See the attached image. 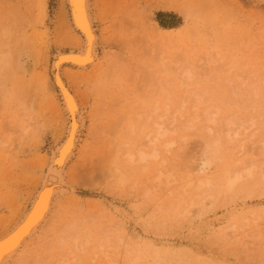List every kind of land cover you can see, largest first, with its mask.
<instances>
[{
    "label": "rangeland",
    "instance_id": "obj_1",
    "mask_svg": "<svg viewBox=\"0 0 264 264\" xmlns=\"http://www.w3.org/2000/svg\"><path fill=\"white\" fill-rule=\"evenodd\" d=\"M91 2L93 14L94 16L96 15L95 25L98 33L100 32L98 63L85 70H77L76 75L73 76L75 81L71 76L69 78L66 75V78H69H67L69 84L77 93L79 101L84 107L86 120V126L83 128L84 131H82L78 144L79 147H77L76 154L67 169V180L71 181L70 183L75 187V192L61 195L56 199L55 209L49 219L51 223L48 222V226H45L44 229L46 231L41 233L43 237L38 235L39 238H37L38 236L35 235V240L33 241H29L33 237L30 238L28 240L29 243H25L28 246L26 250H29L24 252L26 256L23 254L21 259L23 261L18 263L17 259L14 258V262L11 261V264H23V262L25 264H34V262L42 264L43 261H47L43 264H49L51 263L49 258L53 257L52 254L55 251L68 253V246L73 244V240L70 241V239L74 237L73 239L75 240V237L78 234L80 235V233L82 234V232L83 236L80 235L81 238L90 233V242L87 245V250L82 252V257L84 258V263L82 264H264V232L262 233L263 235L260 234L258 237H251L248 243L250 246L246 243L248 240L247 236L245 237L246 240L243 241L245 233L249 235V232H252L254 219H256L258 214H264V185L260 184L261 186H256L253 189L251 186L252 182H250L252 179H246V183L248 182L249 185L244 183V180L242 181V188L238 187L240 191L237 189L235 194L229 195L228 191L226 192L225 190L224 192L225 188H223L226 187L224 186L226 179L225 181L222 180L225 177V169L232 162V153L236 151L239 140L247 138L248 141L250 140V148H253L257 145L252 146V141L264 133L261 129H258L259 127L264 129V115L261 116L264 110V78L261 81L260 77L263 76H260V81L255 82L254 86L257 84L262 89L258 90V94L254 98L251 95L252 98H250L252 100L249 98L250 94L249 96L247 94L249 88L254 86L248 88V83L244 84V81L246 83L248 82L247 80H251L254 76L252 72L255 69L261 72V67L264 66L262 64L264 60V50L262 49L264 45V0H91ZM73 34L66 0H0V235L16 223L17 219L21 217V214L32 202L39 188H41V183H43L42 178L48 166L49 156L65 135L66 114L63 111L61 98L57 91L51 88L50 82L56 52L77 49L78 45H81L74 46L71 43ZM68 37L69 42H67ZM169 54L171 55L170 57ZM164 56L166 59H163ZM166 56L170 59H167ZM186 56L190 57L186 58ZM207 56L208 58H206ZM159 57L162 59L160 60ZM184 59H188L192 66L199 69L195 68V70ZM178 60H180V64L177 63ZM206 60H208V63ZM100 61L104 67H100ZM217 61L219 62L217 63ZM161 62L165 64L163 65ZM182 62L183 64H181ZM201 62L203 65L200 64ZM147 63L148 65H145ZM160 63L163 69L166 63L167 65L172 64L171 68L173 69L171 70L166 65V69L171 71V75L168 74L167 76L171 78L173 76L175 79H173L171 99L167 101L173 104L174 109L179 104V101L182 104L181 96L188 99L191 96L194 97V94H201L202 96L198 97L204 101L200 100L201 105L199 107L204 106L203 108H205L208 107L207 104L211 103L209 107L210 105L214 106L211 110H216V107L221 108L222 112L220 114H226V116L232 115L230 114L232 112L236 116L239 115L237 117H241L240 119L244 124L247 122L244 128L252 126L233 145L230 143L229 145L224 144L219 153L222 156L218 154L212 161V165L209 166L207 176L215 180L213 181L214 184L219 185V187H217L218 185L213 187L219 188L214 189L219 190L220 193L219 191L218 193L215 192V195L212 196L214 200L211 198L213 202L211 199L206 202H210V206L206 203H203L204 205L199 204L205 206L203 209L197 203H199L201 198H205L204 195L211 192L214 194V191L217 190H214L213 187L214 191L205 190L202 192L203 194H200L201 196L197 195L195 190H192L191 194L188 193L186 201L183 200V203H187L183 204L180 201L183 205V210L180 207L182 206L181 203L176 201L181 195L180 188H178L180 193L175 191L178 181H173L172 184L175 187L171 193L165 192V186L162 185L163 188L158 187L160 188L159 190L157 188L154 191V188L151 196L143 194V186L146 188L144 184L150 179L148 177L152 175L151 177L154 178L153 174L156 172V168L161 166L159 161L153 163L145 171L140 169L132 170L134 172L131 171L130 178L125 185H118L115 190L114 187L116 186L112 185L111 187V184H109L111 181L103 180V176L100 174L102 173L100 170L102 165L98 164V162L100 157L106 152L105 142L107 140H105V133L107 131V133H110L111 128L123 117L121 115L126 111L125 107L132 103L134 99L141 97L144 91L143 88L147 85L146 81H148L149 72L157 67L160 68ZM185 63L189 66H185ZM251 63L252 65H250ZM222 64L223 67L221 69H223H220V71L223 73L218 70ZM179 65H181L182 69L185 66L188 70L193 71L192 73L198 75V78L193 75L195 79L185 80L186 82L184 81L183 87H181L179 79L182 74H179L182 69L179 68ZM197 65L199 66L197 67ZM201 65L206 69H201ZM212 65L218 66L215 68V72H212L214 69L211 70L212 68L210 69L209 67ZM66 66L63 72H69L70 75L72 69L69 65ZM207 67L209 68L207 69ZM249 68L253 70L248 71L252 73L250 74L251 78H248V72L246 73ZM209 69L210 71L208 72L211 75L206 71ZM227 69L231 70L228 72ZM168 70L167 72H169ZM196 71L197 73H195ZM199 71L202 73L206 71L205 73H208L206 78L210 79L206 80L205 77L199 76L201 75L198 74L201 73ZM232 71L236 73L233 75ZM216 72L223 75V77L220 75L223 80L220 77L222 81H219V84L217 76L215 77ZM224 72L226 75L228 73L226 80L224 79ZM144 74L145 76H143ZM258 74H263V71ZM239 75L245 76L241 77ZM210 76L214 80L216 79L217 84L211 80L212 77ZM235 76L238 77V79L236 78L237 81H234ZM228 77H230V80L233 79L234 83H230L227 80ZM256 77L258 78V76ZM193 81L194 83L191 84L190 82ZM237 82L238 85L236 84ZM185 86L187 91H185ZM197 86L199 89L195 88ZM192 87L193 94L189 97L191 91L188 89ZM196 89L198 92H194ZM196 98L197 96L188 100L189 102L185 106L191 103V105L189 104L191 107H188L191 109L193 104L196 101L198 102ZM132 105H129V109H131ZM185 109L187 110V107ZM259 110L262 111L258 112ZM187 111L189 113H185L184 116L188 118L189 116L187 115L190 114V111ZM248 112L251 115L249 114L248 116ZM258 116H260L261 120H258ZM245 117L249 120L251 119L252 124ZM178 119L179 122H182L185 117L181 118V120L180 118ZM182 124L183 122L178 127L177 122V128H181ZM259 124L262 126H259ZM200 125L198 124L197 126L199 130L198 128H193V130L182 127V129L171 133L169 137H175L178 140L179 136L182 137L181 135L185 133L200 134L203 130ZM251 132L256 134L251 135ZM113 136V133L108 135L109 138ZM196 138L193 137L192 139H196V141L192 140L193 142L191 141L187 147L180 143L182 141L178 140L177 142H180L177 145L181 148L178 150H181L182 153H178V150L176 153H181L182 156L179 157L181 154L178 155L179 159L177 158V161L175 158L176 162L172 158L169 160V162L173 161L172 164H179V171H184H181L182 176L185 171L192 169V166L196 168L198 165L196 160H200V152H203V150L200 151L203 148L202 139L201 137ZM126 140L133 143L131 137L126 136ZM89 142L90 145H88ZM136 145H139V141ZM258 151L256 149L255 153ZM83 154L85 155L84 157ZM87 165H89L88 169L86 168ZM91 167L92 169H90ZM152 172L153 174H151ZM178 176L180 180V175ZM178 176L176 177L177 179ZM146 177L147 179H145ZM107 181L108 185L106 184ZM150 183L154 185L149 180V185L147 186L151 187ZM108 186L110 187L108 188ZM220 187H222L223 191H221ZM250 187H252V190H250ZM258 187H262L261 190ZM223 192L226 193L225 196H223ZM193 193L196 194L193 196ZM66 195L69 198L68 200ZM176 195L179 196L176 197ZM197 196H200L198 197L199 199L195 200H198V202L191 203L190 199ZM174 198L176 199L174 201L178 202L177 205L172 201ZM166 199L173 203L167 204ZM65 201L68 203H65ZM161 203L166 205V207ZM187 205L189 206L187 207ZM163 206L165 207L164 209H162ZM167 207L169 211H165ZM263 220L264 215L259 220V223H263L261 222ZM71 221L75 222L74 229L68 224ZM245 222L247 226H245ZM232 223L235 224L236 228L233 229V233L230 232V235L237 238L234 239L229 236V238L231 237L230 240L229 238H224L223 229ZM49 225L52 226L50 227ZM239 225L244 227V230L239 229ZM64 228L68 230L65 231ZM69 228H72L74 232L75 228L76 231L83 229L76 236L68 237V235L73 233L72 230V232L68 233ZM237 229L239 230L237 231ZM245 230L246 232H244ZM239 231L241 232L240 234ZM132 232L136 234H131ZM129 233L131 236L134 235L132 239ZM234 233L237 234L233 235ZM51 234L53 238L56 237L58 239L54 238L55 240L53 241ZM107 235L113 239L111 241L112 246H104L103 250L100 247L97 250L95 248L94 251L96 252L100 250L97 256L95 255L96 252L93 255V247L99 244L101 237ZM117 236L125 237V244L120 248H117L116 245L115 239ZM59 237L63 240L66 237L67 240L60 241ZM240 237L243 240H239L238 238ZM103 238L101 242L106 244L107 239ZM128 239H130L129 242ZM250 242L258 243V245L254 246ZM245 244L246 247L244 246ZM56 245L59 247H55ZM33 246L39 249L37 250ZM59 248L63 250H59ZM29 252L32 253L30 254ZM37 253H40V256ZM79 253L81 254L80 251ZM34 254L37 255L34 256ZM139 255L141 256L139 257ZM41 258H48V260H42ZM108 258H115V263ZM29 259L31 260L29 261ZM28 261L29 263H27Z\"/></svg>",
    "mask_w": 264,
    "mask_h": 264
},
{
    "label": "bare ground",
    "instance_id": "obj_2",
    "mask_svg": "<svg viewBox=\"0 0 264 264\" xmlns=\"http://www.w3.org/2000/svg\"><path fill=\"white\" fill-rule=\"evenodd\" d=\"M66 2H67L69 17H70L71 27H72V30L74 32L73 38L71 39V43L74 46H76L78 44H81V45L80 46L78 45L77 49L60 50V51L56 52L55 59L53 60L54 62H53V71H52L51 82L49 81L51 88L54 91H57V93L59 94V96L61 98V103L63 105V111H65V114H66V116H65L66 117V130H65V135H64L63 139L61 140V142L57 146H55V148L52 150V152H51V154L49 156L48 166H47V169L45 170V175L42 178L43 179V183H41L42 184L41 185V188H39L37 194L32 199V202L24 210V212L21 214V217H19V219H17L16 223L14 225H11L12 227L10 229L8 228V230L6 232H4L2 235H0V264H11V261L14 262L13 261L14 258L17 259V262L18 263H19V261H23L21 259L23 257L24 252H26V251L29 250V249L26 250V247H28V246H26V244L29 243L28 240L33 237L32 240L31 239L29 240V241H33V240H35V238H34L35 235L36 236H38V235L40 236L41 233H43L44 231H46L44 229H45V226H48V224H49L48 222H50L49 221L50 215H51L52 211H54V209H55L54 207H55V204H56V199L58 197H60L61 195H65V194L68 195L69 193L70 194H73L75 192L74 191L75 190V187L73 186L72 183H70L71 181L69 182V180H67V175H68V170L67 169H68L69 164L71 163V161L73 160V158H74V156L76 154L77 147H79L78 144H79V141H80V137L82 135V131H84L83 128L86 126V120H85V116H84V107L80 103V101H79L80 99L78 98L77 93L73 90V88L69 84V82L67 80L68 77L66 78V75H68L69 78L71 76L72 79L74 80L75 77L73 78V76L76 75L75 73H76L77 70L78 71L85 70V69H87V68H89V67H91L93 65H96L98 63L97 62L98 61V58H99V53H98V45L99 44L98 43H99V40H100V36H99V33L100 32L98 33L97 26L95 25V20H96L95 16L96 15L94 16V14H93V7H92L91 0H66ZM263 39H264V37H263ZM68 40H69V37L67 39V42L70 41V40L69 41ZM165 40H166V38H165ZM67 42H65V43H67ZM262 49L264 50V45H263ZM259 52H262V51H259ZM170 56L171 55L169 54V57ZM166 57H167V59H170L168 56H166ZM188 57H190V56H186V58H188ZM261 57H262V55H261ZM134 58H136V57H134ZM134 58H133V60H134ZM164 58H165V56L163 57V59ZM200 58H201V56H200ZM200 58H198V59H200ZM206 58H208V56ZM161 59L162 58H160V60ZM203 59H205V58H203ZM210 59H211V57H210ZM214 59H215V57H214ZM214 59H212V60H214ZM263 59H264V57H263ZM146 60H147V58H146ZM189 60H191V59L189 58ZM208 60H206L207 63H208ZM179 61L180 60L177 61L178 64H180ZM184 61L185 62L187 61L188 64H190L192 66V63H189L188 59H184ZM222 61H223V59H222ZM222 61H221V63H222ZM144 62H146V61H144ZM202 62L200 64H202ZM218 62L219 61H217V63ZM161 63H160V66L162 68L159 66L160 68L157 67L156 69H154L155 71L152 70V71L149 72V70H148L149 77L147 75L148 81H146L147 82V85L143 88V90H144L142 92L143 94L141 95L140 98H138L136 100L133 98L134 101H132V103L128 104L125 107L126 108V111L121 115L123 117L119 120V122H117L114 125V127L111 128L112 130L109 131L111 134L113 133L114 136L112 138H109L108 135L110 133H107L108 131L106 132V130H105V132H106L105 133V138H106L105 140H107V142H105V144H106V146H105L106 147V150L105 151L106 152H105V154L103 156L100 157V159H99V162L100 163L98 161L97 162H98V164H101L102 165V167L100 168V170L102 171V173H100V174L103 176V177L101 176L102 179L103 180L105 179V180L111 181V182H109V184H111V187H112V185L116 186V187H114V190H115V188L116 189L118 188L117 187L118 185L119 186L120 185H123V184L125 185L126 181L130 178L129 175L131 174V171L132 170L135 171L136 169H140L142 171H145V170L149 169L153 163L159 161V163L161 164V166L158 167V168H156V170H155L156 172L154 174H153L154 171L151 173V174H153V177L154 178L151 177L152 175L150 177H148L149 176L148 175L147 177L150 178V179H148V181L145 180V179H147V177L144 179V181H146L148 184L143 181L145 183L144 185H146V188H145V186H143L145 188V189L143 188V194L145 196H151V195H153V192H152L153 189L155 188L154 189V191H155L158 187H162V185L165 186L164 188L166 189V191H165V189H163L165 192L171 193L174 190L173 188L175 187V186H173L174 184H172L173 181H178L177 186H176L177 187V190H176V187H175V191H178V188H180L179 191H181V193L179 191L178 192L181 195L178 193L180 196L178 195L179 196L178 197L176 195V197H178L177 200L175 199L176 198L175 197L174 199H172V201L176 200V201H179V203H181L180 201H182V203H183V200L186 201V197H187L186 195L188 193L191 194L192 193L191 192L192 190H195V192L197 191V195H200L205 190H208V189L213 190L214 188L219 187L218 184H217L218 186L216 184H214L213 181H215V180L210 179L207 176V170H208L209 166L212 165V161L218 156V154L222 150L224 144H226V145L228 144L229 145V143H230V144L233 145V143L238 138H240V136L244 135L246 133V131L249 130V127H252V126H249V127L246 126L247 128L246 127L244 128V125L247 122H245V124H244V122L241 121V119H240L241 117H237L239 115L236 116V114H233L232 112L230 113L232 115L226 116V114H224L225 115L224 116V115L220 114L222 112L221 108L216 107V110H211L212 107H214V106H211V105L209 107V104H211V103L207 104L208 107L203 108L204 106L203 107L200 106L201 107L200 108L199 107V105H201L200 104V102H201L200 100H203V99H200L198 96H200L201 94L200 95H195L194 94V97L197 96L196 99L198 100L199 103L196 101L197 104H195L196 103L195 102L193 104V106H192L191 109H189L191 107V106H189V104L191 105V103H188V106H185V104L187 102H189L188 100H191V98H194V97L191 96V98H188L187 99L186 97H184V96L182 97L180 95L182 100L180 98L179 99L181 100L182 104H180V101L178 100L179 101V104H177V105L179 107L176 105L175 106V109H174V107L172 106L173 104H171L169 101H167V100H170L171 99V93H172L171 91H172V87H173V79L174 78H173V76H172V78L170 76L169 77L167 76L168 74H170L171 71H169L166 68L168 66V67H170V70L173 69V68H171V65L172 64L171 65H167V63H166L167 66L165 65L166 67L164 66V69H163V66H162L163 63L162 64ZM215 63H216V60H215ZM181 64H183V62ZM185 64H186L185 66H189V65H187V63H185ZM262 64H264V60H263ZM66 65H69L71 67L72 71H73V72L72 71L70 72V75H69V72H68L69 70L68 69H66V70H68L67 71L68 73L63 72V69H64V67ZM100 65H101L100 67H104V66H102V62H101ZM145 65H148V63L145 64ZM194 65L196 66L195 63H194ZM202 65H201V67H202ZM207 65H209V64H207ZM250 65H252V63ZM185 66L182 69L181 68V65H179V68L182 69L181 72H180V74H179V75L182 74L181 78L179 79V82L181 81V84H182V85L180 84L181 87H183V82L185 80H187V79H189V80L191 79L192 80L194 78V76L196 75V74L194 75V73H192L193 71H191L190 69L188 70L187 67L185 68ZM198 66L199 65H197V67ZM135 67H137V66H135ZM142 67H141V70H142ZM146 67H148V66H146ZM176 67L178 68V66H176ZM192 67H194V66H192ZM203 67L201 69H206V68H203ZM205 67H206V65H205ZM209 67H210V69L212 68L211 70L214 69L212 72H215V68L218 67V66H215V65L213 66L212 65V66H209ZM209 67H207V69ZM221 67H223V64H222V66H220L219 69L218 68L217 69L220 71ZM195 68L196 67H194V69ZM252 68H253V66H252ZM261 68H262L261 70L263 71V74H261V75L258 74V73H261L262 72V71L260 72V70L258 72L255 68H254L255 69L254 71L251 70V68L247 69L246 73L249 70H251V71H253L252 73L254 75L252 77L250 75V74H252L251 71L248 72V76L247 77L248 78L249 77L250 78L252 77L251 80H247L248 82L245 83V81H244V84H247L248 83L247 84L248 85L247 86L248 88L250 86L253 87L256 81L258 82V81H260V79L262 81V79L264 78V69H263L264 66L261 67ZM196 69H199V68H196ZM210 69L209 70H206V71L208 72V71H210ZM258 69H259V67H258ZM167 70L169 72H167ZM227 70L229 72L231 69L230 70L227 69ZM137 71H139V70H137ZM197 71L195 73H197ZM202 71H204V70H202ZM199 72H201V71H199ZM205 72H203V73H205ZM220 72H222V71H220ZM203 73L201 72V73H198V74H201L199 76H202V77H205V78L208 76V73L210 74V72L205 73V74H203ZM231 73L234 75V73H236V72L232 71ZM139 74H140V72H139ZM220 75H222V74L216 72L215 77L217 76L218 84H219V81H222L223 80V78H222L223 75H222V77ZM227 75H228V73H227ZM227 75L225 73L224 79L226 78ZM143 76H145V74ZM196 76H197L196 78H198V75H196ZM239 76H241V75H239ZM242 76H245V75H242ZM256 76H258V78ZM260 76H263V77H260ZM210 77H212V76H210ZM220 77L222 78V80H221ZM259 77H260V79H259ZM229 78L230 77H228L227 80L230 83H234V81L236 80V78L238 79V77H236V76L234 78V81H232L233 79L230 80ZM231 78H232V75H231ZM243 78H245V77H243ZM208 79H210V78H206V80H208ZM199 80H200V77H199ZM201 80H202V78H201ZM211 80L215 81L216 79L214 80V78L212 77ZM238 82L236 83L237 85H238ZM190 83L193 84L194 81L193 82H190ZM190 83H189V85H190ZM198 83H200V82H198ZM215 83H216V81H215ZM242 83H243V81H242ZM216 84H215V86H216ZM239 84L241 85V83H239ZM184 85H186V84H184ZM201 85H203V84H201ZM213 85H214V83H213ZM198 86L195 87V88H198V89H199V87L201 88V86H199V87ZM207 87H208V85H207ZM185 88H186V86H185ZM211 88H212V86H211ZM213 88H214V86H213ZM191 89H193V87L190 88V89H188L189 91H191L189 93V97H190V95L193 94L192 93L193 91ZM261 89H262V87H260V86H258L256 84L253 88H249L247 95L249 96V94H250L249 98L251 97V95L254 98L258 94V90H261ZM185 91H187V88H186ZM196 91L198 92L197 89L194 90V92H196ZM207 93H208V91H207ZM184 98H186V99H184ZM147 102H149V104H147ZM191 102L193 103V101H191ZM207 103H208V101H207ZM218 103H219V101H218ZM249 103H247V104H249ZM129 105H132L131 109H129L130 108ZM249 105H251V104H249ZM252 105H254V104H252ZM185 107H187V110L190 111V114L187 115V116H189L188 118L186 116H184L185 113L186 114L189 113L185 109ZM252 108H253V106H252ZM192 109H193V111H191ZM201 109H203V110L201 111ZM260 111H262V110H259L258 112H260ZM256 113H257V111H256ZM249 114H250V112H248V116H249ZM259 114H261V113H259ZM259 114H257V115H259ZM218 115H219V120H218ZM243 115H242V117H244ZM263 115H264V110H263V113H262L261 116H263ZM201 116H203L204 118L202 117L203 118L202 119ZM220 116L221 117L223 116V117L221 118ZM252 116H255V115H252ZM183 117H185V119H184V121L182 120V122H183V124H182L183 126L182 127H186V128H190V129H193V128L196 129V128H198L197 127L198 124L199 125L200 124H204V125H200L201 128L203 127L202 128L203 130H202V133L197 134L198 136L195 133L192 134L193 132L192 133L189 132L191 135L185 133V134L181 135L182 137L179 136V138H181V139L178 138V140L182 141V142H180V141L179 142L180 143H183V145L185 147H187L188 145H190L189 143L193 140L192 139L193 137L194 138L201 137V139H202V142L201 143H203L202 144L203 145L202 146L203 148L200 149V151L203 150V152L201 151L202 154L200 152V155H201L200 158H199L200 160H196V161H198V165L197 166L194 165V166H196V168L192 166V169H190L191 168L190 167L189 168L190 170L185 171V173L183 175L184 177L181 174L184 171H182V170H181L182 172L179 171V167H178L179 164L178 165L175 164V163L172 164V162H173L172 160L175 161V158L177 159L178 158V155H180L182 153L181 150L180 151L178 150V149H181L180 146L177 145L179 142H177L178 140L175 139V137L174 138L173 137H169V135L171 133L175 132L178 129H182L181 125H180L181 128H177V122H178V127H179V124H181L182 122L181 121L179 122V119L178 118H180V120H181V118L183 119ZM252 118H254V117H252ZM257 118H259L258 120H261L260 119V116H258ZM257 118L255 117L256 120H257ZM203 120H204L205 123L203 122ZM247 120L248 121H251V124H252V120L251 119L250 120L247 119ZM200 121H202V122H200ZM253 122H254V119H253ZM255 123H254V125H256ZM247 125H249V124H247ZM259 126H262V125L259 124ZM262 128L259 127L258 129H261L264 132V129H262ZM198 130H199V128H198ZM200 132H201V129H200ZM255 134H256L255 132H251V135H255ZM125 135L127 137H131V140H132L133 143H131L130 141L126 140V136ZM196 139L193 140V141H196ZM199 139H198V141H200ZM245 139H247V138H243V139L239 140V142L241 141V143L239 144V142H238V145L239 146L237 145L236 151H234L233 153L230 151L232 153V155H233L232 156V162L231 161H230L231 163L228 162L230 164H228L227 169H225L226 172H224V170H222L225 173V177L223 176L224 173L222 175L224 177V179H222V180L225 181V179H226V181L224 182V186L227 187V189H226V187H223V188H225L224 189V192H225V190H226V192L228 191L227 193H229V195L235 194L237 192L238 187H241L242 186V184H243L242 181L245 180L244 183H246V181H247L246 179H249V180H250V178L252 179V180H250V182H252L251 183L252 184L251 186L253 187V189L256 186H259L260 184L262 186L264 185V133H262L261 135H259V137H257V139H254L252 141V144H251L252 146L253 145H257V146H255L253 148H250V146H249L250 145V143H249L250 140L248 141V139L247 140H245ZM138 141H139V145H136ZM88 145H90V142L88 143ZM183 145L181 144L182 147H183ZM85 147H87V146H85ZM231 149H232V146H231ZM256 149L259 150L257 153H255ZM177 150H178V153L179 152H181V153L180 154L176 153ZM182 150H183V148H182ZM83 151H84V149L82 150V153H83ZM226 151H228V150H226ZM219 155H221V154H219ZM84 156L85 155L83 154V157ZM181 156H182V154L179 157H181ZM221 156H220V158L222 159ZM171 158H172V160H171V162H169V160ZM178 159H177V161H178ZM183 161H184V159H183ZM45 162H46V160H45ZM92 162H94V161H92ZM194 163H195V161H194ZM92 164H94V163H92ZM224 164H227V163H224ZM36 165H38V164H36ZM89 165H87L86 168ZM180 165H183V164H180ZM99 167H100V165H99ZM177 167H178V169H177ZM224 167L226 168V166H224ZM95 168H97V167H95ZM90 169H92V167ZM134 171H132V172H134ZM98 172H99V170H98ZM177 173H178V175H180V180H179V176L177 175ZM98 175H99V173H98ZM70 176H71V174H70ZM177 176H178V179L176 178ZM93 180H95V179H93ZM149 180H150V182H153L154 185L155 184L156 185L154 186V185H152L150 183V186L151 187L147 186V185H149ZM108 181L106 183L107 185H108ZM97 183H98V181H97ZM239 184H240V186H239ZM246 184H248V182ZM214 185H216L217 187H213ZM101 186H102V184H101ZM109 187L110 186H108V188ZM212 187H213V189H212ZM252 187H250V190H252L251 189ZM220 188L222 189V187H220ZM258 188L261 190L262 187H258ZM159 189L160 188H158V190ZM217 189H219V188H217ZM217 189H214V190H217ZM210 190H208V191H210ZM238 190L240 191V189H238ZM218 191L219 190L214 191V194H212V192H211L210 194L208 193L209 195L206 194L207 196L204 195L205 198L204 199L201 198L199 200V203H197L198 200L197 201H195V200L198 197H200L201 195L200 196H197L196 198L193 197L194 199L191 198L190 199L191 200L190 202L191 203H195L196 202L198 205L199 204L202 205L203 203H206L207 201H209L212 198V196L215 195V192L218 193ZM221 191H223V189ZM224 192H223V194H224L223 196H225V194H226ZM219 193H220V191H219ZM195 194L193 193V196ZM67 195H66V198L68 200L69 198H68ZM168 195H170V194H168ZM71 197H73V196H71ZM233 197H234V195H233ZM64 198H65V196H64ZM169 198H172V197H169ZM74 199H76V198H74ZM78 199H80V198H78ZM212 199L214 200V197ZM212 199H211V201H212ZM61 200H62V198H61ZM165 201H166L167 204L168 203L170 204V202H172V201L167 200V199ZM165 201H163V202L165 203ZM73 202H76V201H73ZM188 202H189V200H188ZM212 202H211V204H212ZM65 203H68V202L65 201ZM172 203H171V205H172ZM177 203L178 202H175L176 205H177ZM182 203H181V205H182ZM184 203H187V202H184ZM191 203H189V204H191ZM209 203L210 202H208L206 204H208V206H210ZM161 204L164 205L163 203H161ZM201 205H199V206L202 207V209H203V207H205V206H201ZM80 206H82V205H80ZM164 206L166 207V205H164ZM164 206H163L162 209L165 208ZM167 206H169V205H167ZM188 206L189 205H187V207ZM180 207L182 209L183 208V205L180 206ZM187 207H186V209H187ZM200 207H199V209H200ZM197 208H195V210H197ZM166 209L167 210H165V211H169L168 207ZM159 210H161V208H159ZM180 210H179V212H181ZM189 211H188V213H189ZM193 212H191V213H193ZM195 213H196V211H195ZM58 215H60V214H58ZM263 215H264L263 213L262 214H258V216L256 217V219H254L255 222H253L254 225L252 226V228H253L252 229V232H249V235H246V233H245L244 240L241 237L238 238V239L239 240L241 239V240L245 241L246 240L245 237L247 236V238H248L247 241L248 242L246 241V243L248 244L249 243V239H251V237H253V238L254 237H258L260 234H262L264 232V220L261 221L263 223H259V220H261L263 218ZM180 216H181V213H180ZM60 218H61V216H60ZM73 218H74V216H73ZM245 219H248V218H245ZM53 220H55V219H53ZM52 224H53V222H52ZM60 224H62V223H60ZM68 224H69L70 227H73V229H74V226H75V222L74 221H71ZM242 225H243V223H242ZM57 226H59V225H57ZM240 226L241 225H239V229L241 228V230H242L244 227H240ZM245 226H247V223H246ZM250 226H251V224H250ZM55 228H56V225H55ZM76 228H75V232H74V230H72V228H69V232L68 233H70L71 230L73 231V233L71 235H68V237L69 236H72V235L76 236L83 229V228H81L80 231H76ZM234 228H236V226L233 223L230 226L224 228L223 229L224 230L223 231L224 232L223 233L224 234L223 235L224 238L226 237L228 239L229 236H231L234 239L237 238L236 236L233 237L232 235H230V232L233 233V229ZM239 229H237V231ZM247 229H249V228H247ZM60 230H61V227H60ZM67 230L65 229V231H67ZM246 230L244 232H246ZM240 233L241 232L239 231V234ZM60 234H61V232H60ZM131 234H136V233H133L132 232ZM236 234L234 233L233 235H236ZM80 235L83 236V232H82V234L80 233ZM80 235L78 234V236L75 237V240L73 239L74 237L70 239V241L73 240L74 242L72 241L73 244L68 246V248H67V252L68 253H65V252L63 253V251H58V252L55 251V253L52 254L53 257H51L52 256L51 255L50 256L51 258H49L51 260L50 262L52 264H73V263H75V264H82V263H84V258L82 257L83 256L82 255V252L85 251V250H87V245L90 242V240H89L90 239V233H87L86 236L85 237H82V238L80 237ZM129 235H130V233H129ZM129 235H127V236H129ZM39 236L37 238H39ZM51 236H52V234H51ZM103 237H105L107 239L106 240V244L103 243V242H101V240L104 239ZM103 237H101L102 238L101 240L99 239V241H100L99 244L98 245H95L93 247V255H94V252H96V251H94L95 248L97 250V248L100 247L103 250L104 249V246L105 247L106 246H112V244H111V241L113 240V239H111L112 237L110 238L109 235L103 236ZM132 237H134V235L131 236V239H132ZM231 237L229 238L230 240H231ZM260 237H259V239H260ZM52 238H53V236H52ZM54 238L56 240L58 239L56 237H54ZM54 238L52 239L53 241L55 240ZM128 238H130V237H128ZM61 240H63V239L60 238V241ZM65 240H67L66 237L64 238L63 241H65ZM115 240H116L117 248H120V247H122L123 244H125V237H121V236L119 237V236H117V238ZM129 240L130 239H128V242H129ZM253 240H255V239H253ZM130 243H128V244H130ZM250 243L252 245H254V246L256 244L258 245V243H252V242H250ZM34 244H35V242H34ZM68 244H71V243H68ZM32 245H33V243H32ZM62 245H63V243H62ZM62 245H61V247H63ZM261 245H262V242H261ZM57 246L58 245H56L55 247H57ZM59 246H60V244H59ZM244 246L246 247V244ZM248 246H250V245L248 244ZM263 246H264V244H263ZM39 247H41V246H39ZM34 248H36V247H34ZM61 249L62 248H59V250H61ZM99 250H98V252L95 253L96 256L99 253ZM79 251L81 252V254L80 253L78 254ZM44 252H46V251H44ZM106 253H107V250H106ZM25 254H24V256H26ZM37 254H38V256H40V253H37ZM41 254H42V252H41ZM32 255H31V257H32ZM36 255L34 254V256H36ZM46 255H47V253H46ZM140 256L141 255H139V257ZM31 259H29V261ZM93 259H94V256H93ZM108 259L111 262L113 261L115 263V260H116L115 258L114 259L108 258ZM44 260H48V258H46ZM29 261L27 263H29ZM45 262H47V261H43L42 264L45 263ZM18 263H16V264H18ZM20 263H22V262H20ZM37 263H39V262H37ZM37 263L34 262V264H37ZM51 263H49V264H51ZM23 264H25V263L23 262Z\"/></svg>",
    "mask_w": 264,
    "mask_h": 264
}]
</instances>
